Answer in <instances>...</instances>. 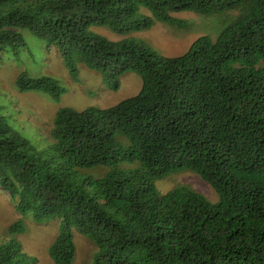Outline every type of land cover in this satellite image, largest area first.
Listing matches in <instances>:
<instances>
[{"label":"trees","instance_id":"1","mask_svg":"<svg viewBox=\"0 0 264 264\" xmlns=\"http://www.w3.org/2000/svg\"><path fill=\"white\" fill-rule=\"evenodd\" d=\"M182 11L212 28L182 55L127 36L182 24L173 15ZM21 30L60 54L76 82L86 69L108 89L130 72L142 85L114 106L59 107L42 145L0 110V187L22 214L0 264H38L19 238L27 216L56 222L55 264H73L76 234L95 245L92 264H264V0H0V59L28 46ZM16 84L56 101L67 92L50 75L22 73ZM98 166L103 175L81 176ZM179 171L199 175L218 200L190 182L162 193L157 181Z\"/></svg>","mask_w":264,"mask_h":264},{"label":"rangeland","instance_id":"2","mask_svg":"<svg viewBox=\"0 0 264 264\" xmlns=\"http://www.w3.org/2000/svg\"><path fill=\"white\" fill-rule=\"evenodd\" d=\"M141 12L151 15L144 7L141 8ZM173 15L182 21V24L156 21L153 27L127 36L144 41L164 56L173 57L185 53L199 36L212 32V28L206 21L211 18L190 11L175 12ZM93 29L112 40L122 38L104 26L93 27ZM21 31L28 46L16 55L5 53L0 59V110L17 130L37 145L43 144L44 134H50L59 107L70 106L78 110L92 106L110 107L136 95L141 89L142 78L134 72L127 73L122 78L118 90L108 89L102 82L100 74L86 69L81 71V76L79 75L81 82H76L69 76L60 54L57 55L54 49L47 48L44 40L35 37L29 30ZM22 73L30 76H53L67 88V92L58 101L52 100L44 91L21 92L16 80ZM121 136L119 134L117 138L120 139ZM122 163L126 168L139 165L138 162L123 161ZM100 167L84 169L81 176H101L106 169H100ZM183 182H190L193 188L199 192L202 191L201 193L211 201L218 200V194L214 188L199 175L190 171L172 173L157 181L156 184L158 189L165 193ZM20 217L22 214L15 208L9 194L0 189V244L9 238L6 231ZM23 220L28 225V229L19 235L24 251L35 257L38 264H55L48 250L57 234L56 222L39 225L35 224L33 217L29 216ZM74 237L76 255L73 264H92L97 250L94 248L95 245L81 234H76Z\"/></svg>","mask_w":264,"mask_h":264},{"label":"clouds","instance_id":"3","mask_svg":"<svg viewBox=\"0 0 264 264\" xmlns=\"http://www.w3.org/2000/svg\"><path fill=\"white\" fill-rule=\"evenodd\" d=\"M0 189L4 190V189H3V188H1V187H0ZM4 191H6V190H4ZM6 192H7V191H6ZM7 193H8V192H7ZM8 194H9V193H8ZM9 196H10V194H9ZM15 221H16V220H15ZM15 221H14V222H15ZM14 222H13V223H14Z\"/></svg>","mask_w":264,"mask_h":264}]
</instances>
